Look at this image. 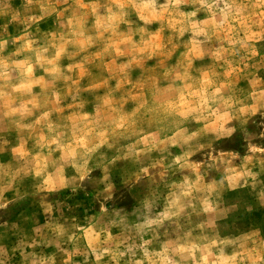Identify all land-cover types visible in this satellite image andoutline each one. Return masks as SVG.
Listing matches in <instances>:
<instances>
[{
	"label": "rangeland",
	"instance_id": "obj_1",
	"mask_svg": "<svg viewBox=\"0 0 264 264\" xmlns=\"http://www.w3.org/2000/svg\"><path fill=\"white\" fill-rule=\"evenodd\" d=\"M0 264H264V0H0Z\"/></svg>",
	"mask_w": 264,
	"mask_h": 264
}]
</instances>
